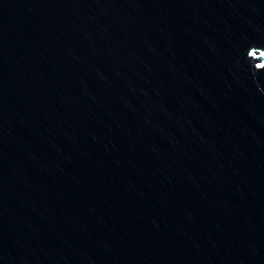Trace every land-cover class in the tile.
<instances>
[{
	"label": "water",
	"instance_id": "1",
	"mask_svg": "<svg viewBox=\"0 0 264 264\" xmlns=\"http://www.w3.org/2000/svg\"><path fill=\"white\" fill-rule=\"evenodd\" d=\"M0 264H264V0H0Z\"/></svg>",
	"mask_w": 264,
	"mask_h": 264
}]
</instances>
